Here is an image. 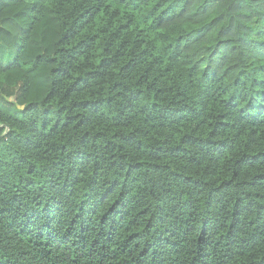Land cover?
<instances>
[{
  "label": "clouds",
  "instance_id": "9594fccd",
  "mask_svg": "<svg viewBox=\"0 0 264 264\" xmlns=\"http://www.w3.org/2000/svg\"><path fill=\"white\" fill-rule=\"evenodd\" d=\"M0 264H264V0H0Z\"/></svg>",
  "mask_w": 264,
  "mask_h": 264
}]
</instances>
